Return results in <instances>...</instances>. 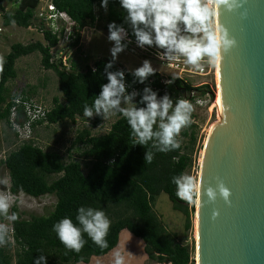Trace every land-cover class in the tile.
I'll return each instance as SVG.
<instances>
[{"label":"trees","instance_id":"16d2710c","mask_svg":"<svg viewBox=\"0 0 264 264\" xmlns=\"http://www.w3.org/2000/svg\"><path fill=\"white\" fill-rule=\"evenodd\" d=\"M38 1L15 0L14 11H4L3 0H0L3 25L8 26L15 20V25L29 27ZM52 2L58 10L65 11L76 22V35L69 43L76 46L80 39L79 31L99 18L95 9L102 0ZM126 15L119 0H109L103 17L108 36V25L115 22L122 25L135 40L130 25L124 21ZM42 37L44 41L12 43L3 57L5 64L4 71L0 73V119L8 125L13 102L6 98V84L16 77L15 62L23 55L34 51L40 53L42 67L53 70L57 75L58 88L63 98L60 100L54 97L45 120L36 121L32 127L43 122L60 123L67 119L75 121L78 117L85 118L84 105H91L99 95L101 85L108 83L104 69L109 62H113L111 57L97 58L93 65L87 64L83 70L80 64L71 61L70 68L67 69L61 58L52 57L51 48L58 42L57 35L45 29ZM117 70L125 73V81L136 87L138 92L142 93L145 87H150L157 92L158 98L167 94L174 101L181 96L192 100L195 98L194 92L212 96L208 83L193 86L178 77H168V81L163 83L160 74L155 71L144 84H140L133 83L135 78L132 71L120 66L115 60L110 71ZM140 98L137 96L134 103L138 107H144L145 105L139 104ZM20 114L19 106L18 116ZM101 121L102 117L94 116L91 124L97 126ZM181 133L190 137L191 144L195 142L194 129H184ZM150 144L151 142L147 147ZM73 145L81 147L79 159L66 161L56 150H45L32 141H24L0 160L8 172L10 192H23L33 197L44 194L56 196L54 208L47 215H31L26 219L16 206L11 208V213H17L19 219L11 222V242L0 247V264H34V260L40 255L46 256L47 264H75L80 262L81 257L87 263L91 256H102L113 249L123 229L143 241V250L151 261L195 264L194 247L178 241L175 235L170 234L153 208L156 196L165 193L172 208L184 215L185 228L190 227L193 206L189 208L186 201L177 197L176 186L171 182L173 176L184 174L191 165V157L183 150L182 145L168 153L157 152L153 161L147 163L144 160L147 147L133 143L131 130L122 115H118L109 129L101 134L93 133L89 127L81 128ZM83 166L86 167V172L83 171ZM52 174L58 176L48 181V176ZM81 206L102 210L110 219L107 248L101 249L84 233L87 243L76 253L66 249L52 230L53 225L65 217L77 223V210Z\"/></svg>","mask_w":264,"mask_h":264},{"label":"clouds","instance_id":"9594fccd","mask_svg":"<svg viewBox=\"0 0 264 264\" xmlns=\"http://www.w3.org/2000/svg\"><path fill=\"white\" fill-rule=\"evenodd\" d=\"M125 10V23L132 29L136 45L144 49L155 46L162 49L158 54L166 61L183 60L186 65L196 70H203L205 64L214 66L236 47V40L229 31L218 23L221 8L233 12L242 7L240 0H119ZM109 0H102V7L107 11ZM11 23L14 25L15 20ZM108 40L113 42L110 49L113 62L118 54L125 51L131 40L122 25L115 22L108 25ZM127 41V42H125ZM113 62L105 66L108 83L101 85V91L91 105L85 104L83 115L86 118L100 116L104 121L115 115H122L131 130V138L135 145H141L147 150L144 160L151 163L157 152L168 153L181 147L178 139L182 130L192 123V113L195 105L183 96L175 101L167 94L158 99L157 92L145 87L143 92L127 91L131 85L125 81V73L121 70L110 71ZM5 60L0 56V73L4 71ZM95 71V70H94ZM150 61L145 60L142 66L132 71L135 78L133 83L144 84L149 76L154 75ZM170 83V82H169ZM140 96L138 107L133 101ZM199 104L200 101H197ZM7 181H0L4 184ZM171 182L176 186V195L187 203L194 202V198L202 195L201 186L191 175L180 174L173 176ZM204 195L209 203H215L217 196L230 203V190L223 181L218 180L214 189L209 186ZM15 202L14 196L0 191V216L9 222L19 219L17 213H10ZM218 216L213 213V219ZM77 223L65 217L53 225L59 241L66 249L79 253L87 243L83 234L101 249L108 247L107 235L111 221L104 211L81 206L77 210ZM10 225L0 223V247L7 246L12 237ZM34 264H47L46 256L40 255ZM80 264H83L81 257ZM114 264H126L124 255L114 252Z\"/></svg>","mask_w":264,"mask_h":264},{"label":"water","instance_id":"95a60500","mask_svg":"<svg viewBox=\"0 0 264 264\" xmlns=\"http://www.w3.org/2000/svg\"><path fill=\"white\" fill-rule=\"evenodd\" d=\"M240 2L217 18L236 47L219 61L221 119L203 145L202 195L192 213L198 264H264V0ZM218 180L230 203L219 195L209 203L204 195Z\"/></svg>","mask_w":264,"mask_h":264},{"label":"rangeland","instance_id":"374dc122","mask_svg":"<svg viewBox=\"0 0 264 264\" xmlns=\"http://www.w3.org/2000/svg\"><path fill=\"white\" fill-rule=\"evenodd\" d=\"M3 3L4 11H14L16 7L15 0H3ZM101 5L102 2L97 4L95 9L99 18L93 24H87L80 30V39L76 46L61 44L51 49L54 59L64 56L67 65H70L71 61H75L80 64L83 70L85 65H93V61L97 58L112 57L110 49L114 45L113 42L108 40V35L104 28L105 20L103 17L106 11ZM37 40L44 41L42 33L36 25L33 24L26 28L15 24L5 26L2 23V12H0V56L4 57L9 51L12 43H28ZM153 47L156 48L155 46ZM156 49L163 52L162 49ZM118 56L128 59L127 66L129 67V71H134L136 68L142 66L145 60H148L155 71L166 74L167 78L175 77L177 74L176 71L174 72L172 69H169L150 56L144 55L137 49L126 48L125 51L118 54ZM40 58V53L34 51L16 60V77L10 79L6 84L7 100H10L18 94L26 95L48 107L52 106L54 97L63 100L61 91L58 88L57 75L53 70L43 68ZM129 62L131 65H129ZM206 70L209 71L210 67ZM213 76L214 75L210 71L204 76H189L186 77L185 80L193 86L208 83L211 89L215 91L217 82ZM194 96L195 98L190 100L195 105V111L192 113V123L189 127L184 129H194L196 140L191 144L190 137L187 135L184 136L182 133L178 139H180L181 145L184 147L183 150L188 152L191 157V165L185 170L184 174L191 175L197 181L201 150L207 139L210 126L217 122L218 109L215 107L217 96L216 99H212V96L210 97L209 94L203 96L198 95L197 92H194ZM199 100H201V102L198 104L197 101ZM115 117L116 115L110 117L106 121L103 120L102 125L98 126H93L91 124L92 118L86 117H78L75 121L67 119L60 123L43 122L32 128L28 141L34 142L45 150H56L60 152L66 161L72 158L79 159L81 147L80 145H73L78 130L83 127H89L93 133H99L103 130L101 126H105ZM18 120V122H20L22 117L19 116ZM19 144L20 141L15 136L12 126L0 119V160L4 158L8 151L16 148ZM83 171L86 172V167L84 166ZM57 176L58 174L48 176V181H51ZM4 180L7 182L0 184V191L7 190V192L14 196L15 202L13 206H16L23 218L28 219L31 215H47L53 210L56 202V196L54 194H44L39 197H33L23 192H10L8 172L0 161V181ZM196 199L197 197L194 198V202ZM194 202L191 204L188 203L189 208L193 206L194 209ZM153 208L170 234L175 235L178 241L195 247L196 238L194 234L193 210L190 214V227L186 229L184 215L172 208V203L165 193H160L156 196ZM9 214H11V209ZM0 223L9 224L11 229V222L5 220L2 216H0ZM11 232L12 231H10V235ZM143 246L144 243L139 237H136L127 229H123L119 234L117 245L102 256H91L89 264H114L115 251H119L124 255L126 264H165L149 260L143 250ZM75 264H80V262ZM83 264L88 263L83 262Z\"/></svg>","mask_w":264,"mask_h":264},{"label":"built area","instance_id":"2783aa9c","mask_svg":"<svg viewBox=\"0 0 264 264\" xmlns=\"http://www.w3.org/2000/svg\"><path fill=\"white\" fill-rule=\"evenodd\" d=\"M33 24L38 27L42 35H43V30L45 29L50 30L52 34L57 35L58 42L52 48H55L56 46L61 44L71 43L75 38L76 30H77L76 22L65 11L58 10L53 4L52 0L38 1L37 5L34 8V15L32 18L31 25ZM127 39L132 41L131 43L128 44L127 48L137 49L141 51V53H143L144 55L150 56L151 58L157 60L158 62L165 65L169 69H172L174 72L176 71L177 74L175 77L182 78L185 80V78L189 76H204L210 71L214 75L215 65L208 66L207 64H205L203 70L201 71V70H196L189 65H186L182 59L171 62L162 60L158 55V54H162L163 53L162 51L157 50L154 47H147V46L144 49L139 48L136 45L135 40H133L129 36V34ZM61 60L62 63L66 66V68L69 69L70 65L66 64L67 62L66 58L63 56ZM209 67L210 70L207 71L206 69ZM158 73L161 76L162 82L166 83L168 81L166 74H162L160 72ZM126 84L129 85L127 82ZM133 90H136L138 92L137 88L134 86H131L127 89L129 93ZM11 100L13 104L10 107L9 124L12 126L15 136L20 142L28 141L30 139V134L33 128L32 125L38 120L41 119L45 120L46 114L49 112L50 107L26 95L18 94L15 95L13 98H11ZM201 100L199 101L201 102ZM19 106L21 107L20 116L22 117V120L20 122H18Z\"/></svg>","mask_w":264,"mask_h":264},{"label":"bare ground","instance_id":"6f19581e","mask_svg":"<svg viewBox=\"0 0 264 264\" xmlns=\"http://www.w3.org/2000/svg\"><path fill=\"white\" fill-rule=\"evenodd\" d=\"M214 79L216 80V90L214 91V99H216V96H217V101H216V104H215V107L218 109V119H217V122H215L214 124H212V126H210V129L208 131V135L209 133L211 132L213 126L218 123L221 119V98H220V87H219V62H217L215 64V69H214ZM207 140V139H206ZM206 140H205V143H206ZM204 143V144H205ZM202 159H203V149L201 150V154H200V164L199 166H201V163H202ZM199 177H200V167H199V171H198V184H199ZM197 201H198V196H197V199L195 201V205L197 206ZM194 234H195V238L197 240V212L195 211L194 212ZM195 260H196V264H198V257H197V253H195Z\"/></svg>","mask_w":264,"mask_h":264},{"label":"crops","instance_id":"0c3cea01","mask_svg":"<svg viewBox=\"0 0 264 264\" xmlns=\"http://www.w3.org/2000/svg\"><path fill=\"white\" fill-rule=\"evenodd\" d=\"M112 58V57H111ZM116 62L119 64V65H122L123 67H125L126 69H128L129 70V67L127 66V63H128V59L127 58H121L120 56H118V58H116ZM129 65H131V63L129 62ZM137 65H138V63H137ZM131 71V70H130ZM119 115V114H118ZM118 115H116V117L115 118H113V119H111V121L109 122V123H107L105 126L103 125V126H101V129H103L102 131H100L99 133H95V134H101V133H104V132H106L108 129H109V127H110V125L112 124V122L118 117ZM102 123H103V119H102V121H101V123L99 124V125H102ZM98 126V125H97ZM92 131V130H91ZM93 132V131H92ZM122 231V230H121ZM120 231V232H121ZM120 234V233H119ZM119 240V239H118ZM118 243V242H117ZM117 245V244H116ZM112 250V249H111ZM110 250V251H111ZM88 264H89V262H87Z\"/></svg>","mask_w":264,"mask_h":264}]
</instances>
